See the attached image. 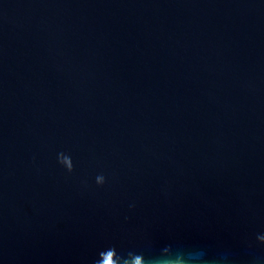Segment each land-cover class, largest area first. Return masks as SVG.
Returning a JSON list of instances; mask_svg holds the SVG:
<instances>
[{
  "label": "water",
  "instance_id": "water-1",
  "mask_svg": "<svg viewBox=\"0 0 264 264\" xmlns=\"http://www.w3.org/2000/svg\"><path fill=\"white\" fill-rule=\"evenodd\" d=\"M0 264H264V0H0Z\"/></svg>",
  "mask_w": 264,
  "mask_h": 264
}]
</instances>
